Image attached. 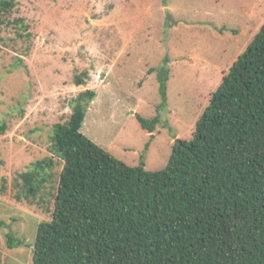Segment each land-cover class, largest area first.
<instances>
[{"label": "rangeland", "instance_id": "obj_1", "mask_svg": "<svg viewBox=\"0 0 264 264\" xmlns=\"http://www.w3.org/2000/svg\"><path fill=\"white\" fill-rule=\"evenodd\" d=\"M15 2L0 27V181L36 161L55 166L35 201L17 203L9 191L0 197V264H33L30 248L52 218L60 172L50 150L54 126L68 121L71 100L95 91L82 134L130 167L164 169L262 27L264 0ZM85 71L87 85L76 86ZM136 115L158 117L154 133ZM8 234L24 245L9 249Z\"/></svg>", "mask_w": 264, "mask_h": 264}, {"label": "trees", "instance_id": "obj_2", "mask_svg": "<svg viewBox=\"0 0 264 264\" xmlns=\"http://www.w3.org/2000/svg\"><path fill=\"white\" fill-rule=\"evenodd\" d=\"M15 1L0 0V27ZM88 80L85 71L73 82ZM160 85L162 109L163 78ZM96 96L81 92L68 121L54 126L50 150L60 172L32 263L264 264V23L212 94L192 139L175 143L160 171L130 167L82 134ZM136 118L151 134L159 124ZM54 166L48 158L1 179L0 197L9 191L17 203L35 201ZM6 238L9 249L24 245Z\"/></svg>", "mask_w": 264, "mask_h": 264}, {"label": "water", "instance_id": "obj_3", "mask_svg": "<svg viewBox=\"0 0 264 264\" xmlns=\"http://www.w3.org/2000/svg\"><path fill=\"white\" fill-rule=\"evenodd\" d=\"M181 141L180 140H176V142L175 143H180Z\"/></svg>", "mask_w": 264, "mask_h": 264}]
</instances>
